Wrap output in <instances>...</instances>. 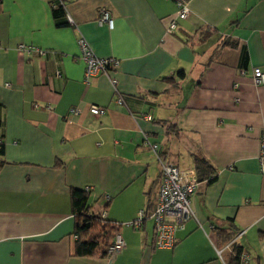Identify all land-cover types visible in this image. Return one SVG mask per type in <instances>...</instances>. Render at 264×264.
<instances>
[{"label":"crops","instance_id":"obj_1","mask_svg":"<svg viewBox=\"0 0 264 264\" xmlns=\"http://www.w3.org/2000/svg\"><path fill=\"white\" fill-rule=\"evenodd\" d=\"M189 10L169 34L175 0H0V264H224L217 250L232 264L231 236L249 264H264V85L251 78L264 72V0ZM79 39L119 62L117 93L110 76L83 82ZM146 141L164 163L195 169L203 158L214 171L170 250L156 249L149 219L129 225L157 202L161 166ZM86 187L87 207L124 240L110 258L74 255L71 192Z\"/></svg>","mask_w":264,"mask_h":264},{"label":"built area","instance_id":"obj_2","mask_svg":"<svg viewBox=\"0 0 264 264\" xmlns=\"http://www.w3.org/2000/svg\"><path fill=\"white\" fill-rule=\"evenodd\" d=\"M192 0H175L177 7V14L173 18L166 30L167 33L172 34L176 31L178 23L184 21L189 13V3ZM99 24H106L109 29L113 27V21L109 13L101 9L98 12ZM78 48L80 50V59L85 63V73L83 82L88 85L91 79L99 74L110 76L111 84L115 89L116 79L111 76L114 69L118 66L119 62L114 58L101 59L95 56L86 41L79 39ZM21 50L29 51L23 45L20 46ZM32 51L39 56H44L45 52L40 49L33 48ZM243 75L244 72H241ZM251 78L254 84L260 86L264 85V72L259 68H255L252 71ZM117 103L122 104L121 97L117 99ZM89 113L95 117L102 116L105 113V109L99 106L91 105L88 109ZM72 116H78L80 110L77 108L70 109ZM150 146L160 162V184L158 189V197L156 207L153 213L148 218L153 225V244L156 249L170 250L173 248L176 239L175 235L178 231L184 228L185 223L193 217V212L190 206V198L195 193L199 184L197 173L194 169L180 170L174 165H170L161 161L158 153V146ZM258 165L259 172L264 175V128L260 131L258 140ZM85 192H90L89 188H84ZM103 216V217H102ZM105 212L101 213V217L104 218ZM144 213L138 212L136 218H134L129 225L138 230L142 227L144 222ZM243 235V232L238 234V237ZM124 247V240L122 236L117 233L114 237L111 247L109 248V254L113 255L116 252L122 250ZM219 260L222 261V251L217 250ZM250 257L247 254H242L240 257V264H249Z\"/></svg>","mask_w":264,"mask_h":264},{"label":"trees","instance_id":"obj_3","mask_svg":"<svg viewBox=\"0 0 264 264\" xmlns=\"http://www.w3.org/2000/svg\"><path fill=\"white\" fill-rule=\"evenodd\" d=\"M62 10H63L62 6L56 4L52 9L53 16L57 18L59 15L63 13ZM147 143L149 142L147 141ZM2 153H3V142L0 140V154ZM195 170L197 172L198 181L203 176H206L208 181L213 180L212 179L214 172L213 168L205 159L195 158ZM88 194L89 192H85L83 190H72L71 192L72 207L76 215V221H77L74 232V235L76 236L74 255L76 257L110 258V256L112 255L108 253L109 248L112 245L115 235L119 232L109 222L105 221L104 218H101V216L93 215L89 207H87V201L89 196ZM155 207L156 204L154 205V208L150 212V215L155 210ZM143 213L145 217L143 222L144 225V223L146 222V220H148L150 215L149 214L146 215L145 212ZM142 227L138 230H141ZM233 238L234 236H231L229 238L227 237L223 242V244L227 245L228 243L231 242L229 244V251H228L229 258L231 259L232 264H240L241 255L246 253H244L242 249L239 248V246L236 244ZM175 239H176V235H175ZM222 260L224 264H229L226 261V259H224L223 256H222Z\"/></svg>","mask_w":264,"mask_h":264},{"label":"rangeland","instance_id":"obj_4","mask_svg":"<svg viewBox=\"0 0 264 264\" xmlns=\"http://www.w3.org/2000/svg\"><path fill=\"white\" fill-rule=\"evenodd\" d=\"M194 170H195V169H194ZM195 171H196V170H195ZM196 173H197V172H196ZM92 213H93L94 216H96V215L101 216V213H102V212L99 213V214H98V213L96 214V213H94V212H92ZM102 217H103V216H102ZM102 217H101V218H102Z\"/></svg>","mask_w":264,"mask_h":264}]
</instances>
